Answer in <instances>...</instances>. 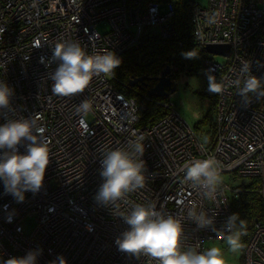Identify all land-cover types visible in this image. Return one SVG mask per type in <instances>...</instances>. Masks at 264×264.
Instances as JSON below:
<instances>
[{"label":"built area","instance_id":"1","mask_svg":"<svg viewBox=\"0 0 264 264\" xmlns=\"http://www.w3.org/2000/svg\"><path fill=\"white\" fill-rule=\"evenodd\" d=\"M161 5L166 6L164 12L158 9ZM190 7L196 44H227L230 49L228 56L207 53L203 60L206 85L211 74L222 87L216 94L211 134L199 135L180 117L171 93L166 97L143 94L164 115L141 123L136 99L117 88L115 76L101 74L83 93L57 95L50 79L57 62L48 66L40 62L41 57L46 62L51 59L58 42L78 41L89 54L112 51L120 57L145 33L160 41L170 39L176 35L173 2L142 6L139 0L132 4L127 0H0V81L14 90L12 110L0 109V125L9 118L38 117L37 125L44 128L39 138L48 144L51 159L43 187L36 194L26 192L22 203L5 193L0 180V262L42 249L36 264H51L60 255L67 264H155L145 256L119 250L116 239L129 226L94 199L103 182V153L130 150L128 142L138 137L144 138L141 159L147 183L128 193L118 210L127 213L142 204L155 206L165 215L183 216L185 250L188 246L206 250L209 241L229 234L224 229L232 215L229 199L240 186L230 188L222 176L245 178V185L254 182L264 201V96L249 94L246 104L238 94L247 76L241 71L244 62L250 63V74L264 85V0H208L206 6L191 3ZM101 24L107 26L102 31L98 30ZM212 55L225 60L218 62ZM167 66L169 81L176 88L181 73L173 64ZM123 85L130 90L135 86ZM82 101L91 106L86 114L77 112ZM18 147L25 153L24 143ZM210 157L220 165L221 183L214 200L184 179L186 163ZM192 205L197 212L213 216L214 225L200 229L187 219ZM26 218L34 222L29 233L22 225ZM239 249L241 264H264V224L253 223Z\"/></svg>","mask_w":264,"mask_h":264},{"label":"clouds","instance_id":"2","mask_svg":"<svg viewBox=\"0 0 264 264\" xmlns=\"http://www.w3.org/2000/svg\"><path fill=\"white\" fill-rule=\"evenodd\" d=\"M52 57L47 62L41 57L40 62L46 66L57 62V67L50 74L52 91L63 97H71L83 93L95 76H115V70L122 60L114 52L89 54L78 41L58 42L52 48ZM184 59H196L194 51L182 52ZM247 73L243 86L238 94L249 101V94L264 96V85L257 77L250 74V63L244 62L241 69ZM209 93L222 92L220 84L209 74ZM239 81L237 85L239 86ZM14 90L7 83L0 81V109H9ZM90 104L82 101L77 106L78 113L90 111ZM37 118H9L0 125V180L3 181L6 194H11L17 203L25 200V193L36 194L43 187L46 170L51 161L48 144L39 137L44 128L37 125ZM143 137L129 141L125 148H117L103 153L100 162V184L94 197L96 203L110 208L113 215L123 218L129 229L116 239L122 252L137 257L145 256L155 264H224L220 248L210 247L199 250L197 246L184 248L183 216L165 215L156 210L155 206L134 205L127 213L119 212V202L125 201L128 193L143 189L147 180L145 161L141 159L145 146ZM27 142V143H25ZM25 144V153H20L19 145ZM186 182L198 189L208 199H215L217 187L221 183L220 165L214 158L193 159L184 165ZM11 222V215L9 216ZM187 219L200 229L213 226L214 217L204 211L197 212L192 205L187 211ZM237 221L239 226L237 227ZM245 222L238 213L230 215L224 225L229 234L226 243L236 251L241 247L240 237ZM91 230V229H89ZM216 231L215 228H213ZM42 249L31 250L22 257H11L0 264H36ZM51 264H67V260L58 256Z\"/></svg>","mask_w":264,"mask_h":264},{"label":"trees","instance_id":"3","mask_svg":"<svg viewBox=\"0 0 264 264\" xmlns=\"http://www.w3.org/2000/svg\"><path fill=\"white\" fill-rule=\"evenodd\" d=\"M132 4L134 0H127ZM174 4L175 16L172 19L176 35L170 39L158 40L154 35L145 33L140 42L133 48L123 53L119 58L122 62L115 70V83L117 88L127 96L136 99L141 116V123L148 121L154 122L164 115V110L155 103L147 101L143 94L155 85V77L161 73L168 64H173L184 76H198L203 73V60L208 55L204 48L196 44L191 26V2L189 0H139L142 6L148 2H167ZM182 44L179 48L178 44ZM194 51L197 54L196 59H184L182 52ZM130 77H143V81L138 82L133 89H128L123 84L129 81ZM200 95L207 97L209 108L207 114L202 116L195 124L194 129L199 131L202 125L206 124L207 115L214 110L216 103V94L209 93L207 90L201 91ZM213 129V122L210 124ZM211 129V131H212ZM254 182L247 185L242 184L238 187L236 195L232 196L230 201L231 213H238L240 219L245 222L243 234L240 237L241 246L250 236L253 223L261 222L264 224V201L261 200L254 187ZM239 221H237V227Z\"/></svg>","mask_w":264,"mask_h":264},{"label":"rangeland","instance_id":"4","mask_svg":"<svg viewBox=\"0 0 264 264\" xmlns=\"http://www.w3.org/2000/svg\"><path fill=\"white\" fill-rule=\"evenodd\" d=\"M191 3H197L201 6L208 5V0H189ZM165 5H161L158 9L160 12L166 10ZM107 27L105 24L98 26V30L102 31ZM154 32H157V28H152ZM213 58L218 62H224V58L219 55H212ZM175 91L170 95V101L174 104L173 106L177 110L180 117L191 127H195V124L202 118V116L207 114L209 108V100L207 97L200 95L201 91L208 89L206 85L205 76L201 73L198 76L187 77L182 73L179 75V80H177ZM214 110L208 113L206 119V124L202 125L199 128V135L211 134L210 124L214 120ZM227 180L230 188L240 186L243 183H246L245 178H240L238 180H231V177L228 175L222 176ZM228 195L231 196V192H228ZM24 230L29 233L34 226L33 219L26 218L22 222ZM210 247H218L221 249L224 259V264H241V255L240 249L233 251L229 248L226 243V238L222 240H211L207 243V249Z\"/></svg>","mask_w":264,"mask_h":264},{"label":"water","instance_id":"5","mask_svg":"<svg viewBox=\"0 0 264 264\" xmlns=\"http://www.w3.org/2000/svg\"><path fill=\"white\" fill-rule=\"evenodd\" d=\"M204 50L210 54H221V55H225L228 56V53L230 51L229 46L227 44H219V45H206L203 47ZM169 67L166 66L165 68H163V70L161 71L160 75L155 77L156 79V83L154 86H152L151 88H149L147 90V94L149 96H153V97H166L169 95V93H172L173 91H175V86L171 83L170 78L167 76V74L169 73ZM143 81V77H134L132 79H130L127 83H129L130 85H138Z\"/></svg>","mask_w":264,"mask_h":264}]
</instances>
